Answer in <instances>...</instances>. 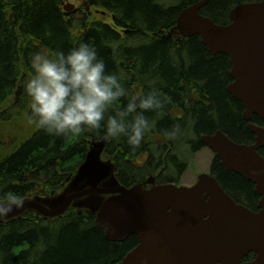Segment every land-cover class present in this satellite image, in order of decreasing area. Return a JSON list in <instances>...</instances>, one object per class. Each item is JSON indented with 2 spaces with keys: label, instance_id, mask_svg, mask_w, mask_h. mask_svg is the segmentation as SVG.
I'll return each instance as SVG.
<instances>
[{
  "label": "trees",
  "instance_id": "1",
  "mask_svg": "<svg viewBox=\"0 0 264 264\" xmlns=\"http://www.w3.org/2000/svg\"><path fill=\"white\" fill-rule=\"evenodd\" d=\"M199 1L88 0L112 16V25L91 21L86 12L67 14L64 0H0V110H7L14 124L31 126L25 139L11 149L0 143V196L14 192L31 197L39 185L63 189L85 161L89 141L101 137L98 131L56 137L37 129L25 91L34 75L31 58L35 53H67L81 42L93 45L106 71L121 77L129 96L121 98L118 107L123 108L131 95L153 88L165 98L160 112L144 113L154 125L147 135L165 139L175 153L151 140L149 146L143 140L136 151L126 138L111 140L104 156L114 162L122 185L132 186L151 170L161 176H157L161 182H172L164 169L182 174L186 164L178 160V153H184L186 143L192 149L203 148L199 139L203 135L221 130L235 142L252 141L254 135L242 116L244 107L227 91L233 82L229 57L212 55L199 36H170L180 13ZM257 1L210 0L201 14L227 25L233 8ZM17 88L20 100L14 102ZM252 122L264 123L257 116ZM260 154L264 156V148ZM212 173L237 203L250 209L256 206L260 197L254 185L228 172L217 157ZM137 244L136 236L109 241L93 212L70 210L56 219L26 214L0 224V264H119Z\"/></svg>",
  "mask_w": 264,
  "mask_h": 264
},
{
  "label": "water",
  "instance_id": "2",
  "mask_svg": "<svg viewBox=\"0 0 264 264\" xmlns=\"http://www.w3.org/2000/svg\"><path fill=\"white\" fill-rule=\"evenodd\" d=\"M209 1L185 8L172 33L183 39L199 36L212 55L223 54L231 61L233 82L227 91L242 103L255 143L235 142L221 130L200 139L228 172L254 184L261 198L258 210L236 203L212 174L200 175L191 187L126 188L115 181L112 162L102 159L107 142L100 139L79 168L70 193L56 201L28 200L24 208L0 218V224L26 212L60 218L74 206L90 204L109 241L138 237V245L119 264H264V157L259 153L264 127L252 123L253 116L264 121V2L236 6L230 23L220 25L201 14ZM72 8L69 4L65 10ZM251 254L255 259L244 262Z\"/></svg>",
  "mask_w": 264,
  "mask_h": 264
},
{
  "label": "clouds",
  "instance_id": "3",
  "mask_svg": "<svg viewBox=\"0 0 264 264\" xmlns=\"http://www.w3.org/2000/svg\"><path fill=\"white\" fill-rule=\"evenodd\" d=\"M264 2V0H262ZM34 75L25 85L29 109L37 129L56 137L77 136L85 131L101 132V139L126 138L132 151L142 146L154 126L144 115L160 112L165 105L155 88L131 95L123 108L121 98L129 96L118 74L108 73L96 48L81 42L67 53H35ZM111 110L114 114L109 115ZM28 195L8 192L0 196V218L25 207Z\"/></svg>",
  "mask_w": 264,
  "mask_h": 264
},
{
  "label": "rangeland",
  "instance_id": "4",
  "mask_svg": "<svg viewBox=\"0 0 264 264\" xmlns=\"http://www.w3.org/2000/svg\"><path fill=\"white\" fill-rule=\"evenodd\" d=\"M71 2L75 4L77 9H80L79 13L77 14H82V12H86V13H89L91 21H103L105 23L113 25L112 16L106 13L105 11H103L102 9H96L91 6L90 10L87 11L82 1L72 0ZM170 36L179 38V36L176 35L175 33H172V31L170 33ZM20 90L21 89H18V88L16 89L15 94H14V99L16 98L17 99L14 102H17L20 100V94H21ZM7 112H8L7 110H0V116H1L0 118L3 119L2 120L3 122L0 123V143L4 142L5 148L9 150L13 147V145H16L18 142H21L25 139V136L27 132L30 130L31 126L28 125L24 128V127L18 126L17 124H14L15 122L13 121L12 118L9 117ZM150 140L152 143L160 144V146L167 145L169 149L167 152L168 153L170 152L172 154L175 153L172 146L165 139L161 140L160 138V140H157V137H156L154 140V138L148 137V135L146 134V137L144 138V142L146 146H149V144H151ZM94 142H97V141H93V140L89 141V150L93 147ZM1 147L2 146L0 144V148ZM183 149H184L183 150L184 153L182 155L181 153H178L179 151L177 152L179 154V157L181 158V159L178 158V160L181 163L186 164L185 170L182 172V174L172 173V175H168V171H166L164 168L163 169H164L165 174L168 176V178L171 177V180H172V182H167V184H174L180 187H191L197 183L200 175L209 174L211 172L212 163L214 161L215 154L209 148H202L199 151L194 152L192 150V147H190L189 145H185ZM189 150H190V153H189ZM103 159L105 161L112 160L110 158L105 157L104 155H103ZM158 168H162V167L160 166ZM153 171L154 170L146 172L143 175V177L149 178L150 176H154V177L159 176L161 178L160 175L154 173ZM77 173L78 172H76L73 175L70 181L64 184V188L61 190L53 191L44 185H39L37 191L34 193L33 196L29 197L28 200H37V201H53V200L56 201L58 200L64 195L70 193L72 188L75 187V178L77 177ZM114 176H115L114 177L115 181L117 183H120L116 174ZM171 180H167V181H171ZM162 182H164V180H162ZM70 210L85 211V212L93 211L90 204H79V206H74ZM26 214H34L37 218H40V216L36 212H26L25 215Z\"/></svg>",
  "mask_w": 264,
  "mask_h": 264
},
{
  "label": "flooded vegetation",
  "instance_id": "5",
  "mask_svg": "<svg viewBox=\"0 0 264 264\" xmlns=\"http://www.w3.org/2000/svg\"><path fill=\"white\" fill-rule=\"evenodd\" d=\"M254 118V117H253ZM260 126H262V127H264V123H262ZM253 134V133H252ZM254 135V134H253ZM201 138V137H200ZM199 138V139H200ZM255 135H254V139L252 140V141H250V142H248V144H252V143H255ZM200 142H201V139H200ZM202 143V142H201ZM186 145H188L187 143H186ZM172 147H173V145H172ZM200 149H202V148H199V149H192V150H194V152L195 151H199ZM189 153H190V150H189ZM180 158V157H179ZM181 159V158H180ZM177 173H179V172H177ZM211 174H212V169H211V172H210ZM168 175H172V173H168ZM147 179L148 178H145V177H142L139 181H137V182H134V184L131 186V187H133V186H136V185H138V184H143L144 185V188L146 189V190H150V189H152L155 185H158L159 183H163V182H161L158 178L156 179V182H155V185L154 186H152V185H145V182L147 181ZM258 202H259V200H258ZM258 202H257V204H256V206L255 207H253V208H251L252 210H256L257 209V205H258Z\"/></svg>",
  "mask_w": 264,
  "mask_h": 264
},
{
  "label": "bare ground",
  "instance_id": "6",
  "mask_svg": "<svg viewBox=\"0 0 264 264\" xmlns=\"http://www.w3.org/2000/svg\"><path fill=\"white\" fill-rule=\"evenodd\" d=\"M72 0H69V1H64V11L67 13V14H74V15H76L77 13H79V11H80V9H77L76 8V6H75V4H73L72 2H71ZM73 1H79V0H73ZM80 1H82L83 2V4H84V7L87 9V5L89 6V7H91L92 5L91 4H89V2H88V0H80ZM73 5V8H72V10H71V12H67L66 10H65V7L66 6H68V5ZM93 7V6H92ZM89 10H90V8H89ZM88 9H87V11H89ZM245 121V120H244ZM248 124V123H247Z\"/></svg>",
  "mask_w": 264,
  "mask_h": 264
}]
</instances>
